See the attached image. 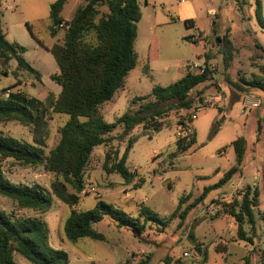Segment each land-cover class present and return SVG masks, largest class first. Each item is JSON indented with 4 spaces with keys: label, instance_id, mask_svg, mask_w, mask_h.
<instances>
[{
    "label": "rangeland",
    "instance_id": "rangeland-1",
    "mask_svg": "<svg viewBox=\"0 0 264 264\" xmlns=\"http://www.w3.org/2000/svg\"><path fill=\"white\" fill-rule=\"evenodd\" d=\"M56 1L2 0V29L10 42L26 49L22 57L40 73L41 80L20 68L17 60L0 58L1 91L11 88L44 104L51 96L59 95L61 87L52 80L59 69L49 51L65 38V30L55 38L50 35V10ZM257 1L246 0L242 6L237 0H149L148 5L140 0L137 65L129 73L125 87L100 106L106 123L116 124L120 117L155 102L153 89L174 85L188 72H195L190 69L192 65L203 67L207 62L206 67L214 72L212 81L192 93L198 96L203 92V105L197 103L191 110L169 112L158 120L162 123L160 132L154 130L156 123L148 122L122 137L124 126L117 125L109 135L111 142L95 148L91 155L76 210H91L100 200L114 204L144 224L142 233L120 227L111 216H105L93 225L104 241L83 238L70 242L64 227L71 208L52 194L56 176L43 167L27 168L12 161L3 163L9 179L42 189L51 207L46 213L19 209L16 202L0 195V209L20 217L41 218L47 227L49 248L67 253L69 264H244L246 259L251 264H263L264 91L240 81L260 74L258 67L264 65V56L257 50V45L264 48V29L256 16ZM185 2L198 16L195 29L178 18V5ZM260 2L264 19V0ZM85 3L86 0H67L63 20L70 21ZM226 36L235 49L228 65L224 61L227 49L218 42V37ZM234 84L244 86L243 92ZM244 98L258 106L245 104ZM136 99L140 101L134 104ZM192 115L197 116L190 122L195 144L183 152L178 145L183 138L178 133L181 122H189ZM48 117L47 155L60 142L61 129L70 119L69 115L53 112ZM0 135L33 144L30 128L15 121L0 122ZM240 138L246 142L241 170L220 183L237 163L233 143ZM130 140L135 143L126 166L137 176L128 183L118 174L107 173L105 164L111 167L119 162ZM140 180L144 183L138 188ZM247 186L259 189L255 226L248 222L244 225L253 243L239 239L235 219L223 209L224 204L241 200ZM143 207L157 214L162 222L145 223L140 217ZM14 260L16 264H31L17 253Z\"/></svg>",
    "mask_w": 264,
    "mask_h": 264
},
{
    "label": "trees",
    "instance_id": "trees-1",
    "mask_svg": "<svg viewBox=\"0 0 264 264\" xmlns=\"http://www.w3.org/2000/svg\"><path fill=\"white\" fill-rule=\"evenodd\" d=\"M67 0H57L51 5V37L55 38L65 30L63 43L54 44L49 51L53 55L59 71L52 80L61 87L57 97L51 96L44 104L11 88L0 90V122L15 121L30 128L33 144L0 135V195L17 203L19 209H31L46 213L51 201L42 189L13 183L3 168V163H13L30 168L43 167L56 176L51 184L52 194L71 208L66 220L64 234L67 240L76 243L83 238L104 241L105 237L94 230L93 225L102 222L105 216H111L119 226H128L142 233L144 224L138 219L117 208L114 204L98 201L88 211H78L80 194L84 190V171L95 148L111 142V133L117 125L124 126L127 136L135 127L148 122L154 124V130L160 132L162 123L158 120L174 110H191L198 103L204 104L203 92L198 96L192 93L200 86L213 80L214 72L206 67L202 73L188 72L185 77L169 87H155V102L146 104L135 114L132 112L120 117L116 124L103 120L100 106L113 100L116 93L125 87L126 79L136 68L135 50L138 37V24L142 13L139 0H86L70 21L61 17ZM242 6L246 0H237ZM101 8H106L102 12ZM262 5L257 1L256 16L262 29ZM2 0H0V58L9 62L17 60L20 68L35 73L38 80L41 75L22 57L26 49L7 39L1 26ZM189 26V22H185ZM218 42L226 49L225 64L232 62L234 47L226 37H218ZM264 56V48L257 45ZM259 57V56H255ZM260 74L250 80L240 78L242 84L264 91V65L258 67ZM7 74V72H5ZM243 92L244 86L234 84ZM6 93V97L3 96ZM140 100H134V104ZM198 109V108H197ZM49 112L66 114L70 119L61 129V139L55 149L47 155L45 148L49 134ZM189 122L192 119L189 118ZM186 126L187 122H181ZM216 131L213 132L215 134ZM135 141L130 140L119 162L105 170L109 174H118L126 182H132L137 176L126 166L129 152ZM195 144L194 134L178 141L185 152ZM237 153V163L221 179L226 183L241 170V162L246 151V142L240 138L233 143ZM109 157V156H108ZM144 180H140L138 188ZM70 188L74 191L71 192ZM208 190L204 192L206 195ZM259 206V189L246 187L241 200L224 204L225 214L235 219L240 240L253 243L246 235L244 225L248 222L255 226V209ZM186 212L182 214V218ZM140 217L145 223L162 222L150 209L143 207ZM264 219V218H263ZM166 224L167 222H163ZM192 238V236L190 237ZM14 253L21 255L31 264H69L64 251L53 250L48 245V231L45 222L39 217H20L15 212L0 209V264H16ZM264 264V250L262 253ZM244 264H251L246 259Z\"/></svg>",
    "mask_w": 264,
    "mask_h": 264
},
{
    "label": "crops",
    "instance_id": "crops-1",
    "mask_svg": "<svg viewBox=\"0 0 264 264\" xmlns=\"http://www.w3.org/2000/svg\"><path fill=\"white\" fill-rule=\"evenodd\" d=\"M139 4H140V0H139ZM149 4V0H145V5ZM178 9H179V16L178 18L182 21V22H189V26L191 29H195V25H196V21L198 19V16L196 14V12L194 11V9L189 5V3L185 2V3H180V5H178ZM215 25V22L213 23V26ZM202 36H205L202 34ZM207 56H206V60H207ZM207 65V62L206 64ZM245 102L246 101H250V99L248 98H244ZM251 102V101H250Z\"/></svg>",
    "mask_w": 264,
    "mask_h": 264
},
{
    "label": "built area",
    "instance_id": "built-area-1",
    "mask_svg": "<svg viewBox=\"0 0 264 264\" xmlns=\"http://www.w3.org/2000/svg\"><path fill=\"white\" fill-rule=\"evenodd\" d=\"M205 68H206V65L203 66V67H201V66H199L197 64L190 66V69L192 71H195L194 73H202ZM205 102H207V101H205ZM208 102L211 103V101H208ZM245 104L252 105L254 107L258 106L257 102L251 103L249 100L246 101ZM196 118H197L196 115H192L191 116L192 120H195ZM193 134H194V132H193V128L191 127V123L190 122H187L186 126H182L180 128V130H179V133H178V135L180 137H182V138H187V137H189V136H191Z\"/></svg>",
    "mask_w": 264,
    "mask_h": 264
}]
</instances>
